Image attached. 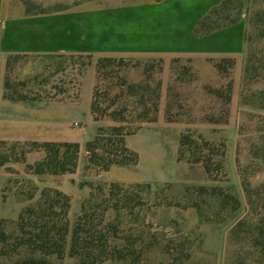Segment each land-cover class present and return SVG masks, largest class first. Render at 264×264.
I'll return each mask as SVG.
<instances>
[{
    "label": "rangeland",
    "instance_id": "obj_1",
    "mask_svg": "<svg viewBox=\"0 0 264 264\" xmlns=\"http://www.w3.org/2000/svg\"><path fill=\"white\" fill-rule=\"evenodd\" d=\"M23 1L35 12H61L9 22L19 48L73 46L81 51L12 55L0 72V91L5 98L7 80L10 96L27 98L13 103L78 100L74 127L80 143L70 144L80 148L74 173L40 176L26 166L40 162L32 160L45 151L0 140L5 232L16 234L20 214L39 204L44 189L60 190L71 199L62 264L78 262L70 246L84 206L108 243L110 258L101 264H212L204 247H225V264H264V0H243L245 48L237 59L201 58L219 45L190 41L185 28L178 29L183 43L167 50L193 57L138 53L131 40L135 24L151 23L162 12L136 10L155 0H17L24 11L13 5V16H25ZM117 6L124 7L108 11L106 22L104 13L94 12ZM28 32L41 41H24ZM69 34L78 35L75 43L67 40ZM114 48L128 52L114 54ZM109 57L116 62L96 80L98 60ZM94 77L99 115H106L99 123L91 113ZM144 104L148 109L156 104L157 111L147 114L154 121L139 123L135 106ZM113 113L137 129L126 145L138 153L139 163L104 172L87 169L86 144L99 127L118 125ZM11 114L0 109V121ZM14 259L0 257V263Z\"/></svg>",
    "mask_w": 264,
    "mask_h": 264
},
{
    "label": "trees",
    "instance_id": "obj_2",
    "mask_svg": "<svg viewBox=\"0 0 264 264\" xmlns=\"http://www.w3.org/2000/svg\"><path fill=\"white\" fill-rule=\"evenodd\" d=\"M160 1L162 0L154 2ZM23 5L29 17L61 12L58 10L35 12L31 10L28 2L23 1ZM242 7L243 0H224L198 22L194 34L202 37L238 24ZM233 10L237 11L235 16L231 15ZM11 59L8 58L6 68L10 65ZM114 62L116 60L112 57L99 59L96 64V80L100 78L102 71ZM4 85L6 99L10 101L27 100L25 97L17 99L10 96L7 93L10 89L9 82L6 80ZM133 88L130 87L131 90ZM96 94V88H94L91 113L93 120L99 123L106 115H99ZM135 108L140 110L139 123L155 120L149 119L147 114L149 111H157L156 104L149 109L145 104L135 106ZM112 118L118 125L107 128L99 127L93 140L86 144L87 169L104 172L114 166L133 167L139 163L138 153L130 150L126 145L127 137L132 136L137 129L131 130L129 125H125L126 120L114 113ZM30 147L41 149L46 153L44 160L26 166L31 174L64 175L72 174L77 169L80 148L78 144L45 142L31 143ZM70 205V197L60 190L44 189L39 204L25 208L20 214L15 235L7 234L3 227L5 221L0 220V257H16L11 263L0 264H62L69 235L67 219ZM89 214L90 209L84 206L72 233L70 256L78 261L77 264H101L110 258L105 251L108 243L104 234L99 230L98 225L92 224ZM96 252L98 255H95Z\"/></svg>",
    "mask_w": 264,
    "mask_h": 264
},
{
    "label": "crops",
    "instance_id": "obj_3",
    "mask_svg": "<svg viewBox=\"0 0 264 264\" xmlns=\"http://www.w3.org/2000/svg\"><path fill=\"white\" fill-rule=\"evenodd\" d=\"M17 0H1L0 2V72L6 67L7 60L10 56L20 53H38V52H79L81 48L59 47L58 49L41 48L40 46H31L19 48L17 46L19 38L14 33L12 26L9 28L8 23L18 19L20 22H30L33 19L43 16L29 17L13 16V5L15 9L24 11L23 6ZM224 0H162L160 2L142 3L136 11L142 9H156L162 12V17L151 19V23L138 21L134 27V38L131 39L136 46V51L141 55L159 56H186L193 57L189 52H169V46H178L183 43V35L178 29L185 28L188 32L187 38L197 42L213 41L217 43L215 49L201 56L208 58H232L237 59L243 55L245 48V30L246 25L243 21L238 24L216 31L206 36L197 37L194 29L198 22L203 19L208 12L220 5ZM137 6V5H136ZM124 7V6H123ZM122 6L112 9L98 10L94 12L104 13L101 16L102 22L109 20L108 11L118 13ZM108 14V15H107ZM49 16V15H48ZM52 16V15H51ZM111 18V17H110ZM18 27L20 25H17ZM60 29V28H59ZM237 29V34L232 35V30ZM92 31V30H91ZM105 30H102L104 33ZM24 41L33 43L34 40L40 42V35L37 38L31 33H25ZM78 39L77 34H69L67 40L74 41ZM118 40V39H117ZM115 40L116 45L118 42ZM75 43V42H73ZM78 47V44L76 45ZM135 51V52H136ZM114 54H123L128 52L127 49L111 50ZM95 76V75H94ZM95 86V77L93 89ZM78 100L71 97L61 99L52 103H13L5 99L0 91V109L3 111H12L11 115H6L5 120L0 121V140L21 143L37 142H56V143H74L77 140L76 119L79 114ZM93 101V93L91 102ZM93 117V116H92ZM30 155V154H29ZM32 156V154L30 155ZM45 153H39V158L33 159L32 162L41 161L45 158ZM205 251L213 257L212 264H225V247H204Z\"/></svg>",
    "mask_w": 264,
    "mask_h": 264
}]
</instances>
